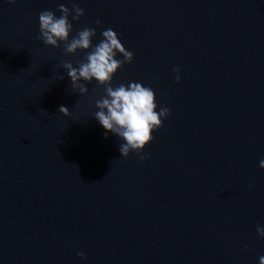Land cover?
Masks as SVG:
<instances>
[{
    "label": "water",
    "instance_id": "water-1",
    "mask_svg": "<svg viewBox=\"0 0 264 264\" xmlns=\"http://www.w3.org/2000/svg\"><path fill=\"white\" fill-rule=\"evenodd\" d=\"M61 3L84 9L69 39L111 28L133 53L112 87L170 110L150 158L94 118L103 87L71 88L61 62L86 53L38 39ZM261 160L264 0H0V264H259Z\"/></svg>",
    "mask_w": 264,
    "mask_h": 264
},
{
    "label": "clouds",
    "instance_id": "clouds-1",
    "mask_svg": "<svg viewBox=\"0 0 264 264\" xmlns=\"http://www.w3.org/2000/svg\"><path fill=\"white\" fill-rule=\"evenodd\" d=\"M16 0H7L13 4ZM57 17L52 11L45 10L39 13V37L45 46L57 48L64 45L65 55H74L78 51L86 53L83 60L76 67L71 62H61V67L66 71L73 91L80 95L88 93L87 84L95 81L96 85L104 88V96L96 101L94 118L105 130L119 138L120 156L127 158L130 152L140 156L141 161L150 158L140 155L143 149L151 142L152 133L163 126V121L168 118L170 110L160 107L157 111L156 97L151 87H145L138 82H130L127 86L120 84L111 86L113 76L125 64L133 60V53L126 50L117 34L111 29L103 30L102 39L93 46L92 39L96 35V28L85 27L73 32V23L84 15V9L73 3L71 10L63 3L58 6ZM71 16V21L69 17ZM96 27L99 28L101 21L97 20ZM117 56L122 59H117ZM175 82L180 81V69L173 68ZM59 79H63L61 76ZM83 81L84 83H81ZM59 113L67 117L69 110L61 106ZM107 138V136L105 137ZM259 167L264 169V160ZM258 238H264V227L257 225ZM83 260V252L78 253ZM259 264H264V257L259 259Z\"/></svg>",
    "mask_w": 264,
    "mask_h": 264
}]
</instances>
